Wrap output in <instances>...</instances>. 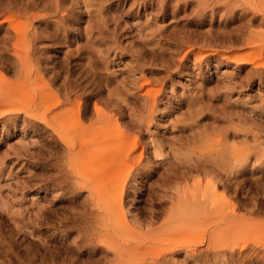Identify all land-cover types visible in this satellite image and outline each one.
<instances>
[{
    "label": "rangeland",
    "instance_id": "374dc122",
    "mask_svg": "<svg viewBox=\"0 0 264 264\" xmlns=\"http://www.w3.org/2000/svg\"><path fill=\"white\" fill-rule=\"evenodd\" d=\"M1 1L16 15L13 23L0 25V39L5 34L0 48L8 43H3L7 31L15 34L28 24L35 73L42 71L61 101L69 95L71 104L64 107L90 110L84 120L89 125L96 106L113 112L118 103L114 113L131 136L126 140L130 156L109 188L111 195L125 188V205L136 198L132 213L161 214L177 190L199 193L214 181V166L228 165L230 155H238V193L219 183L210 193L231 198L228 213L235 210L247 220L228 239H212L235 255L213 258L203 251L206 245L197 244L213 230L203 217L207 224L196 221L169 237L182 247L171 245L175 251L166 255L167 264H264V212L252 210L264 204V0ZM254 36L262 48L249 45ZM10 51L2 56L0 84L23 76L7 57ZM20 102L0 104V264H58L61 257L70 262L98 254L100 243L83 237L97 227L89 190L79 185L89 180L86 171L73 168L52 128L16 115ZM155 146L159 152L146 167ZM135 180L142 181L139 190ZM163 211L156 214L158 223L168 212ZM195 248L202 250L196 261L185 251Z\"/></svg>",
    "mask_w": 264,
    "mask_h": 264
},
{
    "label": "bare ground",
    "instance_id": "6f19581e",
    "mask_svg": "<svg viewBox=\"0 0 264 264\" xmlns=\"http://www.w3.org/2000/svg\"><path fill=\"white\" fill-rule=\"evenodd\" d=\"M50 3L52 4L53 2ZM20 5L18 7H20ZM35 6H39V4ZM52 7L54 8V5ZM12 9L16 10L14 9V6ZM23 10L24 9L22 8V11ZM24 11L26 12V10ZM22 14H24V12ZM15 15L11 10H6L4 8L3 2L0 0V16L4 18V20L0 23V25H3L4 23L7 22L13 23L15 20L14 19ZM26 26L28 27V24H26ZM27 27H24L15 34L11 33L14 31H7L6 35L8 36V38L7 41L5 38L3 43L8 42L7 45L9 44L10 46L5 45L3 48H0V58L2 56H5L6 51L9 52L10 50H12V54L10 55L8 54L9 56L7 55V57L9 58V60L10 57L12 58L13 63L11 62V64L12 65L14 64L16 69H18L19 72L23 74L22 78L21 77L18 78L19 80L16 79L18 80L17 82H6L0 84V104H6V103L9 104V102L15 103L21 101L23 103V107L20 108L18 107L15 110V112L17 113L16 115H20V116L24 115L23 118L24 121H29L32 123L33 121L37 120L45 123L48 127L52 128V131L55 132L54 134H56L64 142L66 152H68V156L72 162L73 168L75 167L76 170L80 172L86 171L84 172V174L89 179L86 182L91 183L95 181L97 184H100L99 188H94V186H92L93 183L90 185L89 183L86 182H79L80 186L82 184L83 188L89 190V192L87 190L86 191L90 195L89 198V200L91 201L89 202L90 206L92 205L90 208L91 209L90 212L92 213V215H90V217L92 216L91 218L95 217L96 219V220L94 219L95 221L93 219L92 220L90 219L88 221L96 222L94 224H96L98 227L97 228L95 227L96 225L94 226L92 225L93 228L94 227L96 228V229L94 228L95 230L93 229L94 232L93 231L91 232V230L89 229L91 227H89L88 228V231L90 230L89 235L84 234L83 236L85 237L84 240L86 241V243L91 242V240L94 241V243L98 242V244L100 243L99 245L100 248L103 247V249L97 250L98 254L95 255H90L91 253L89 255L86 254L78 255L77 260H70V262H68L69 260L68 261L65 260L66 259L65 257H61L62 262L61 263L57 262V263L58 264H167L168 261L166 255L172 250L175 251L174 247L173 249L171 248L172 247L171 245L174 243L173 242L174 238L171 239L169 237L184 233L185 231H187L188 228L191 229L190 226L193 225V223H195L196 221H202V220L205 221L206 219H202L203 217L208 218L209 221L210 220L212 221V223H209V226L210 224H212L211 226L213 227V230L212 232H210L209 238L207 237L206 239L205 236H202V238L197 244L199 245L201 243L203 245H206V248H203V251L204 252L206 251V253H212L213 258L219 259V257H222L227 253H230L231 254L230 257H233L235 255L234 250L229 251L227 249V246H225V244H223L222 242L221 243L213 242L212 239L213 237L216 238L219 237L221 239L223 236L230 237V235H232L240 226H242L243 223H247L246 222L247 220L245 219L244 216L240 217L235 210L230 214L228 213L227 210L231 203L229 199L231 198L228 199L225 196L222 198H216V197L213 198L210 196L211 195L210 193L217 190L218 183L222 184L224 186V189L226 190L228 189L232 191L233 192L232 194L236 195L238 193V187H237L238 184L236 181V174L239 171V170L237 171V167H238L237 163H239L240 161L238 155H230L231 157L229 158L227 157L228 159L226 161L227 163L229 162L228 165L225 164V162H220V164L214 166L212 169L215 174L214 181L210 182L205 189L203 190L201 189L199 193L197 191L196 193L195 191H193V189H189V188H186V190H184L183 188V190L181 189L182 191L177 190L176 195H174V198L171 197L172 200L170 199L171 207L169 209H167L168 206L165 207L168 212L162 206L164 210V211L162 210L164 212L163 215L165 214V211L167 212L166 216L165 215H164L165 217L163 216L164 219L162 218L163 221L161 220L162 223L161 222L158 223L161 219L162 211H158L161 212V214L156 213L161 215L159 217L155 213L150 215L152 213V211L150 210H152L153 206H155L153 204L151 205L152 209L150 207L149 210L151 213L149 212V214H146V216L147 215L151 216V217L148 216L149 218L148 217L146 218V216H144V214H142L141 211H140L141 214H138V212L132 213L131 207L132 204H134L133 202L136 198L134 197L135 199L134 198L131 199V201H129L130 203L125 205V188L123 187L122 190L120 189L121 191L116 192L115 194L113 193L114 195H111L112 194L110 193L112 192L110 191L111 187L109 188V185L113 184L114 181L116 180V175L118 174L116 173V170L124 162H125L124 164L128 163L129 161L128 158L130 156L128 154V147L126 146L127 144L126 140H128L131 136L126 132L128 128L125 127L126 128L125 130L122 127L120 118L117 116L118 112L115 111L118 106V103H114V105L111 106L110 105L111 102H109L110 104L108 105H110L112 108L117 105L115 109L113 108L114 111L112 109L113 112H110L111 110L107 111L109 109L104 110L96 106L93 113L94 120L89 125H85L84 120L91 115L90 110L82 109L81 106L75 107L74 105L73 106L71 105L68 108L64 107L65 104H71L70 101L71 98H69V95H67V98L64 101H61V99L54 94L51 87L44 80L43 75H41L42 71H39L40 74L39 72L38 74L35 73L36 68L33 65L34 56L32 54V49L34 47L35 40L32 37L31 33L29 32V28L27 29ZM11 30H14V27H12ZM251 40L253 41L249 43L250 46L259 43L260 48L263 47L262 44L264 42L262 40H258L256 36H254L253 39L251 38ZM2 60L3 57L0 60L1 61L0 64L3 63ZM242 60H244L245 62L251 61V59L247 57L242 58ZM153 102L155 103V100ZM47 103H52V104L48 106L46 109H44L43 107ZM42 108L44 110H41ZM105 143H110V146L108 148L99 149L100 146ZM151 149L152 150L148 155L149 157L145 160L146 163L144 164V166L146 167L150 163L151 157L156 156L157 153L159 152V148L156 146L152 147ZM135 181L138 187V188L135 187V189L139 190L141 180L140 181L135 180ZM76 187H78L77 184ZM86 197L88 200V196ZM196 197H198V199ZM233 197L235 196L233 195ZM200 198L202 201L200 200L198 202ZM204 200L205 202L203 204ZM159 201L161 202V199H159ZM206 201H208L209 203ZM197 202L201 203L202 204L201 207L204 208L202 209L200 207V204H198ZM158 203L159 202H157V204ZM205 203L207 205H205ZM263 205L262 207L259 208L258 207L255 208V205H253L254 206L252 209L253 212H264ZM205 206L207 207V209L209 207V209L205 210ZM143 210L145 212V208H143ZM153 211H155V209ZM205 211H207L208 213H205ZM225 211L228 214H225ZM129 213H131L132 215L131 214L129 215ZM157 217L160 219H156ZM155 219L157 220L158 225L155 222ZM155 223L157 227L155 226ZM262 224H264V222ZM87 232L84 231L83 233H87ZM261 232L264 236V228ZM78 235H83V234H78ZM77 238L79 239L80 236H78ZM77 238L76 240H78ZM85 241H83V243L86 245ZM178 245L181 244L178 243ZM178 245L175 246L176 249H178L177 248ZM94 250H96V248H94L93 251ZM185 251L188 254L192 252L190 254L192 258H195L194 261H196V258L198 257L197 254L199 253L201 255L202 253V250L199 249L198 251L196 250V248L194 251L191 250H185ZM257 252L258 251L254 250L255 254H257ZM54 254H58V253H54ZM218 259L215 262H218ZM1 264H5V262ZM6 264H8V262Z\"/></svg>",
    "mask_w": 264,
    "mask_h": 264
}]
</instances>
